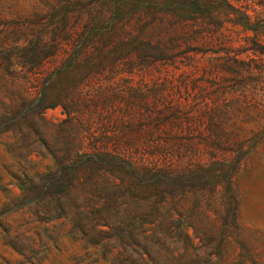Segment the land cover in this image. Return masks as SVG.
<instances>
[{
    "label": "trees",
    "instance_id": "obj_1",
    "mask_svg": "<svg viewBox=\"0 0 264 264\" xmlns=\"http://www.w3.org/2000/svg\"><path fill=\"white\" fill-rule=\"evenodd\" d=\"M35 1L27 27L12 30L10 21L0 19V84L19 86L14 100L0 103V136L12 135V152L51 161L43 172L13 176L20 207L43 209L41 214L67 223L74 236L97 237L110 264H262L252 251L234 262L228 254L233 241L244 244L236 176L263 142L260 133L247 137L242 129L213 123V138L174 137L156 147L160 157L144 159L137 139L90 140L89 118L97 108L92 110L88 89L104 72L134 74L179 56L182 40L208 44L216 36L231 43L226 25L264 35L260 15L254 20L235 5L239 0H105L96 1L107 9L92 26L91 19L83 24L80 15ZM106 12L111 24L100 28ZM253 44L257 49L248 50L260 59H233L248 73L237 79L234 92L262 114L257 98L264 45ZM167 49L174 55L164 56ZM15 64L26 68L23 76L12 71ZM56 107L67 118L50 130L43 114ZM203 116L224 119L227 113L217 109ZM135 123L133 113L128 127Z\"/></svg>",
    "mask_w": 264,
    "mask_h": 264
},
{
    "label": "rangeland",
    "instance_id": "obj_2",
    "mask_svg": "<svg viewBox=\"0 0 264 264\" xmlns=\"http://www.w3.org/2000/svg\"><path fill=\"white\" fill-rule=\"evenodd\" d=\"M45 1L53 3L60 13L68 11L75 16L80 15L83 24L91 19L92 26L98 23L93 24L100 12L107 9L105 2L96 4V1L105 0ZM35 4V0H0V19L10 21L12 30L21 25L27 27ZM235 5H243L254 20L260 15L258 19L264 22V0H239ZM41 7L47 11L45 6ZM109 16L106 12L98 27L109 28ZM226 28L223 33L232 39L231 43L216 36L208 44L205 40H182L178 50L181 54L169 61L156 62L154 66L134 74L120 72L108 75L104 72L93 79L88 88L89 98L94 100L92 110H97L89 118V138L137 139L141 157L151 160L160 157L156 147L169 145L174 137L213 138L209 132L213 123L235 132L242 129V135L247 137L253 131L259 132L263 142L241 165L236 176L244 244L240 246L233 241L228 254L229 261L234 262L240 255L252 251L264 264V91L261 90L264 81L258 85L257 98L262 104V114H254L252 107H245L246 104L243 105L242 99L234 92L238 86L237 79L247 76V66L233 60L237 58L246 63L250 59H260L254 50L248 49H257L254 41L264 45V35L255 37L253 32L241 27L226 25ZM157 39L159 37L154 36L153 42ZM74 44L79 45V42ZM140 49L138 55H142ZM173 53L169 49L164 50L166 57ZM25 70L21 64L12 67L18 77L23 76ZM18 91L19 86L11 88L0 84V103H10ZM29 93L35 95V89H30ZM239 105L241 114L238 113ZM217 109L226 111L228 118L213 120L203 116L205 112L211 114ZM130 112L132 114L128 115ZM133 113L136 123L128 127ZM66 118L61 107L47 109L43 114L50 130ZM74 122L79 123L80 119ZM13 142L10 134L0 136V264H110L111 256L97 237L74 236L70 234L67 223L49 214H41L43 209L38 213L34 208L20 207L19 191L13 176L19 171L30 174L43 172L50 168L51 161L38 155L27 156L26 152H12Z\"/></svg>",
    "mask_w": 264,
    "mask_h": 264
}]
</instances>
